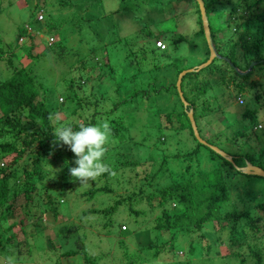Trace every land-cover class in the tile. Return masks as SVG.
<instances>
[{
    "label": "rangeland",
    "instance_id": "rangeland-1",
    "mask_svg": "<svg viewBox=\"0 0 264 264\" xmlns=\"http://www.w3.org/2000/svg\"><path fill=\"white\" fill-rule=\"evenodd\" d=\"M204 1L208 3L212 41L217 50L229 56L232 45L235 67L215 57L207 72L204 68L198 71L199 79L211 82L202 96V104L194 107L197 132L207 144L226 154L241 155L248 160L245 162L264 169V61L253 64L246 79L239 74L250 62L255 63L251 60L246 65L264 40H255L257 36L252 31L242 46L235 48L232 44L238 43L237 36L242 29L241 22L236 23L233 17L244 10V0ZM67 3L62 7L59 0H0V79L7 74L2 59L10 57L20 61L25 49L32 47L34 55L22 58L21 62L36 71L35 81L41 83L37 85L38 91L41 93L42 87L48 90L45 92L47 107L56 109L50 120L53 130L60 124L73 126L93 118L96 122L93 125H97L108 123L115 114L121 116L123 140L109 137L103 157L107 167L115 168L114 175L109 177L112 190H101L91 200H85L79 193L91 184L100 187L102 182L97 177L94 182L88 180L82 184L72 180L69 168L76 166L73 161L68 164L65 175L47 173L36 183L38 189L32 199L39 202L24 210V207L16 208L23 201L20 185L14 186L12 179H8L9 197L16 189L17 199L13 200L12 212L0 210L4 214L0 217V264H249L250 251L261 256L264 212L253 206L262 203L264 207V178L234 174L232 165H223L215 152L196 141L174 87L180 68L193 67L208 56L195 2L68 0ZM258 5L257 11L264 9V1ZM39 6L43 8L42 14L37 11ZM233 6L238 7L237 12L227 14ZM186 18L194 20L195 29L186 24ZM235 23L237 32L233 29ZM25 26L30 33L23 42H18V30L21 27L25 30ZM155 34L166 44V50L152 47ZM48 36L53 40L49 46ZM180 37L181 41L169 43L170 39ZM61 46L65 52L61 53ZM259 50L264 56V50ZM216 70L222 72L228 86L221 85L219 79L213 82L211 76ZM78 75L81 77L72 90L79 104H74L64 97L62 81L68 78L75 81ZM229 79L244 88L242 105L233 103L234 87ZM62 101L63 105H59ZM120 101L114 107L113 103ZM246 108L253 109L242 116ZM164 111L174 112L172 116L176 118L165 122ZM257 123L260 128L254 129ZM138 141L143 142L137 144ZM187 152H191L190 159L183 154ZM70 153L69 160H74V154ZM130 161L137 163L131 165ZM216 167L222 168L229 189L228 199L217 209L223 217L221 231L212 221H218L217 217L204 222L200 229L160 232L153 227L157 209L148 216L143 201H131L133 209L144 210L136 218L127 213V204H116L137 187L150 191L156 181L159 187L168 184L173 174L175 182L192 176L191 180L186 179L185 185L189 187L200 181L203 173ZM144 171L148 176L153 175L152 184L143 179ZM64 181L68 186H63ZM45 187L59 194L56 220L46 210L42 198ZM203 191L207 196L209 189ZM253 209L257 211L254 216L262 219L257 224L243 222V216L238 219L236 215L224 216L230 211L240 214ZM121 225L126 231L119 230ZM174 233L176 237L167 241ZM149 241L152 242L148 249ZM67 249L76 250V254L62 255Z\"/></svg>",
    "mask_w": 264,
    "mask_h": 264
},
{
    "label": "trees",
    "instance_id": "trees-1",
    "mask_svg": "<svg viewBox=\"0 0 264 264\" xmlns=\"http://www.w3.org/2000/svg\"><path fill=\"white\" fill-rule=\"evenodd\" d=\"M262 1L264 0H251L250 2L244 0V10L242 11V13L241 11L237 12L238 7L235 6L231 7V12L227 13L234 14L235 12H237L236 16L233 17V20L236 21V23L241 22L242 29L237 36L238 43H232L235 48L237 47V45H239V47L242 46L243 42L246 41L245 37H250L249 33L252 31L254 32V35L257 36V39L255 40H264V9L261 8V11H257V8H260L258 4ZM67 2L68 0H59V6L65 7L68 4ZM203 2L207 16L208 3L204 0ZM238 4L240 7H243L242 2L238 1ZM37 8V11L42 14L43 8L40 6ZM196 13L199 17L197 6ZM36 20L38 22L41 21V19ZM198 21H200L199 18ZM236 23L234 24L233 28L234 32H237L238 29ZM77 26L79 28L80 24L78 23ZM49 29H51L50 26ZM209 30L212 40L213 33L210 26ZM24 32L25 31L22 27L19 28L17 35L18 42H23L20 41V38H22L23 35L25 36V38L27 37V35H29L25 34ZM200 32L202 33V30ZM153 37L159 38V35L155 34ZM181 40V37L178 39L172 38L169 40V43H177ZM47 45L49 46L50 44ZM213 45L218 54L227 57L232 65H235V62L232 60V57L234 56V53L232 52V45L228 51L229 54L231 53V57L228 54L222 53L217 50L218 48L216 49V45L214 43ZM152 47L156 48L154 45H152ZM166 48L167 46L165 44V48L157 49L166 50ZM259 49L264 50V44H260L258 49L254 51L253 55H250L251 57H249V60L246 61V65L251 60L255 61L254 64H258L264 61V56L260 55ZM62 52H65L64 46H61V53ZM32 55H34V52L32 51V47H29L25 49V51L20 55L22 56L20 58V61L18 59L13 60L10 57H5L2 59L5 63L7 74L4 76V78L0 79V210L3 208L4 212L6 213L13 211L15 204L13 203V200L15 199L16 201L17 199L16 189H13L11 191L12 196L9 197L10 185L8 179H12V184L14 186H17V184L20 185V189L22 191L21 198L23 199V201L18 203V207L16 208L19 209L24 207V210H27L29 206L32 207V204L37 205L39 202V200L33 201L32 199L33 194L38 189L36 183L41 182L45 178L47 173L58 172L65 175V173L67 172L68 164L70 165V162H73L75 160V158L74 160H69L72 154L70 153V150L67 148V146H60L59 144H55L57 141L54 136L53 126L51 125L50 120L52 115L56 112V109L54 107H47V95L45 92H47L48 90H46L45 87H42L41 93L38 91L37 85L40 86L41 83L37 84L35 81L34 75L36 74V71L32 69V66L25 64L23 65V63L21 62L22 58H30ZM36 58L37 55H35V59ZM212 61L210 63H212ZM209 64H207L205 67H202L206 69V72ZM202 68L196 71L191 70L190 72H186L180 78V90L182 93V97L184 101L187 102L186 107H184L183 110L186 111V109L190 107L192 109L193 117L195 104H202V96H205L206 90L211 82L209 80L205 81L204 78L199 79L197 77V74L199 73L198 71L202 70ZM181 69L182 68H180L179 70ZM250 71L251 69L246 73L239 74L241 77H244V79H246L250 74ZM80 77L81 75H78V78L75 81L72 78H68L67 81H62L65 88V92L63 94L64 97L67 98V101H74V104H79V99L74 95L72 86L76 84V81H78ZM211 77L214 78L213 82H216L217 79H219V81L222 83L221 85L228 86L226 85V79L222 72L217 71V73ZM197 78L200 81H198ZM230 82L232 81L230 80ZM232 86L234 87V91L232 93L233 103L235 104L236 97H242V91L244 90V88H242L238 83H233ZM178 101L179 103L181 102L179 98ZM63 103V101L59 102V105H63ZM121 103L122 102L120 101L113 104L114 107H116ZM252 109H244V111L242 112V116H247L248 114H250ZM163 114L165 122L171 121V119L176 118L175 116H172L174 112L164 111ZM122 121L123 120L121 116H119L118 114H115V116L113 115L111 119H108V124L111 128V139L116 138L117 141L123 140L124 135L121 134V127L123 126ZM94 123L96 122H94V119L92 118L88 122L82 124L93 125ZM79 125H81V123L74 124L72 127L74 128V130H79ZM253 128L258 129L260 128V125L257 123L253 126ZM145 136L146 135H144L143 138ZM142 142L143 141H138L137 144H140ZM63 147H65L64 150H62ZM183 154L185 157H188V159L191 158L189 157L191 155V152ZM227 155L232 158L233 163L237 166H242L244 165L245 161H248L245 158H242L241 155H230L229 153H227ZM9 156L10 159L9 161H7V157ZM218 156L222 160L223 165L227 163L231 166V163L229 161H227L220 155ZM25 159H27V161H25ZM161 159H166V156L164 154L161 155ZM2 161L5 163V165ZM18 161L22 162L20 164H17ZM130 163L131 165H136L137 162L132 163L130 161ZM108 168L110 171L105 172L96 178L97 181L102 182V185L100 187H96L91 184V187H88L79 193L80 195L82 194L81 196H84L85 200H91L96 193L101 192V190H109L111 188L109 177L114 175L115 168L109 166ZM19 169L21 170V175L18 173ZM233 173L243 174L234 168ZM148 175L149 174L147 173V171H144L142 177L143 179H146V183L150 185L153 183L152 180H154V178L153 175ZM172 176L173 178H171V182L161 187L156 186L157 181L156 183H153L155 184V187L150 191H146L141 187H137L136 190L131 191L126 197L118 199L116 201V204H127V206H125L127 213L136 218L139 217V214H143L144 210L142 212L141 210L133 209L131 206L132 202L137 201L139 203L143 201L145 204V208L147 209L146 215L148 216L152 214L155 209H157V212L153 216V227L160 232L174 229V232L177 233L179 231V233H181V229H200L201 225L204 222L217 217L218 221H212L215 223L219 231L223 230L224 225L220 223L223 217L222 215H220L221 213H219L217 209L224 200L228 199L227 197L229 196V189L227 185H225L222 168L216 167L209 172L203 173V178H201L200 181L193 182V184L189 187L185 185L186 179L191 180L192 176L189 175L187 178H183L178 182L174 181V174ZM100 177L102 178L101 180H99ZM19 178H22L21 184L19 183ZM92 182L94 181L92 180ZM67 184L68 182L64 181L63 186L66 187ZM203 189H205V191L209 189L207 196L203 195ZM110 190H112V188ZM44 192L45 193L43 194L42 198L45 200V203L47 205L46 210H48L52 218L56 220L57 216H59L58 207L56 205V196H58L59 194L54 193L53 191L52 193L49 192L47 187H45ZM261 204L262 203H256L253 208L264 212V207L262 208ZM254 209L251 212L242 211L240 212V214L230 211L228 213L226 212L224 216L234 217L236 215V219L243 216L245 218L243 222H256L257 224V221L262 219L259 218V216H254V213H257V211H255ZM216 212L218 216H216ZM3 215L4 214H0V217ZM22 220L23 217L19 220V223H22ZM119 230L121 232L126 231L124 229ZM176 233L170 235L167 241L175 238ZM252 233L254 234V232ZM148 239L149 238H147V240ZM167 241H164L162 243H167ZM151 242L152 241H149L148 243V249L150 248L149 245L151 244ZM74 254H76V250L72 249H67L62 252V255L65 256ZM255 257H257V259ZM247 261L249 264H264V253L260 256L257 253H253L250 251V257L249 259H247ZM88 264H92V262H89Z\"/></svg>",
    "mask_w": 264,
    "mask_h": 264
},
{
    "label": "clouds",
    "instance_id": "clouds-1",
    "mask_svg": "<svg viewBox=\"0 0 264 264\" xmlns=\"http://www.w3.org/2000/svg\"><path fill=\"white\" fill-rule=\"evenodd\" d=\"M185 22L193 29L196 28L192 18H186ZM25 27L26 29L24 30V33L29 34V27ZM49 37L51 36L47 37V44H51L53 42V40L52 42L48 40ZM24 38L25 36L23 35L21 41H24ZM158 39H160V37L154 38V40L152 39L153 45L155 40ZM160 40L163 42L162 39ZM110 135L111 128L107 122L97 125L81 124L79 125V130H74L71 125L65 124H60L55 128L54 136L57 141L55 144L67 146V148L75 156L74 164L76 166L69 168V176L72 180H78L80 184H82L86 183L88 180H94L99 175L110 171L107 165L103 163V157L107 150L105 146ZM121 226L120 228L122 230L125 229V226L123 228Z\"/></svg>",
    "mask_w": 264,
    "mask_h": 264
},
{
    "label": "water",
    "instance_id": "water-1",
    "mask_svg": "<svg viewBox=\"0 0 264 264\" xmlns=\"http://www.w3.org/2000/svg\"><path fill=\"white\" fill-rule=\"evenodd\" d=\"M194 1L197 5L201 30L203 33V38H204L205 43H206L208 56H207L206 60L200 62L199 64H197L193 67H190V68H184L177 73L176 80L174 83V87H175L176 93L178 95V98L182 103L183 108L186 107V104H187V102L184 101V99L182 97L181 90H180V78L184 73L190 72L191 70L196 71V70L206 66L215 57L220 58L221 60L229 63L230 66L235 67L234 65H232V63L229 61V59L227 57L222 56L216 52L215 47H214L212 40H211V36H210V30H209L208 20H207V16H206V12H205L204 2H203V0H194ZM253 64H254V62H250L247 69L244 71H240V73L241 74L246 73L251 68V66ZM185 112L187 114V118H188V121L190 124V129H191L192 135L196 139V141H198L199 143H201L203 145H206L213 152H215L216 154L225 158L227 161H229L231 163V165L234 167V169L240 171L241 173L248 174V175H256V176H260V177L264 178V169L263 168H261L257 165H253L249 162H245L244 165L240 166V167L236 166L233 163L232 158L230 156H228L224 151H221L218 147H216L214 145L207 144L203 139H201L198 132H197V128H196V125H195V122H194V119L192 116V109L190 107H188Z\"/></svg>",
    "mask_w": 264,
    "mask_h": 264
},
{
    "label": "built area",
    "instance_id": "built-area-1",
    "mask_svg": "<svg viewBox=\"0 0 264 264\" xmlns=\"http://www.w3.org/2000/svg\"><path fill=\"white\" fill-rule=\"evenodd\" d=\"M39 18H40V15H38V19H39ZM21 40H22V38H20V41H21ZM48 40L51 41V37H49ZM154 45H155L156 47L160 48V49L165 48V44H164L160 39L155 40ZM236 102H237L238 104H242V103H243V99H242V97H240V96L236 97ZM258 127H259V126H258ZM121 227L123 228L124 226H121Z\"/></svg>",
    "mask_w": 264,
    "mask_h": 264
}]
</instances>
